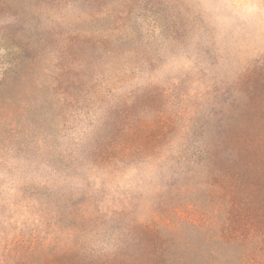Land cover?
Returning <instances> with one entry per match:
<instances>
[{
  "label": "rangeland",
  "instance_id": "374dc122",
  "mask_svg": "<svg viewBox=\"0 0 264 264\" xmlns=\"http://www.w3.org/2000/svg\"><path fill=\"white\" fill-rule=\"evenodd\" d=\"M0 0V264H264V5Z\"/></svg>",
  "mask_w": 264,
  "mask_h": 264
},
{
  "label": "clouds",
  "instance_id": "9594fccd",
  "mask_svg": "<svg viewBox=\"0 0 264 264\" xmlns=\"http://www.w3.org/2000/svg\"><path fill=\"white\" fill-rule=\"evenodd\" d=\"M200 3L222 28H226L232 18H243L253 7L252 0H200ZM256 3L264 5V0H256Z\"/></svg>",
  "mask_w": 264,
  "mask_h": 264
}]
</instances>
